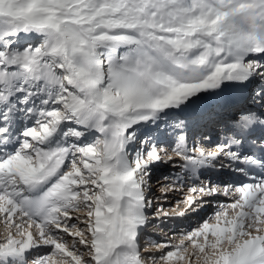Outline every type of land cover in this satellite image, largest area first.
Returning a JSON list of instances; mask_svg holds the SVG:
<instances>
[{"label":"snow or ice","instance_id":"1","mask_svg":"<svg viewBox=\"0 0 264 264\" xmlns=\"http://www.w3.org/2000/svg\"><path fill=\"white\" fill-rule=\"evenodd\" d=\"M0 264H264V0H0Z\"/></svg>","mask_w":264,"mask_h":264},{"label":"bare ground","instance_id":"2","mask_svg":"<svg viewBox=\"0 0 264 264\" xmlns=\"http://www.w3.org/2000/svg\"><path fill=\"white\" fill-rule=\"evenodd\" d=\"M178 224H179V223H177V228H178V229L184 227L183 224H180V225H183V226H181V227H179ZM170 226H171V225H170Z\"/></svg>","mask_w":264,"mask_h":264},{"label":"rangeland","instance_id":"3","mask_svg":"<svg viewBox=\"0 0 264 264\" xmlns=\"http://www.w3.org/2000/svg\"><path fill=\"white\" fill-rule=\"evenodd\" d=\"M178 226L181 227V226H183V225L178 224Z\"/></svg>","mask_w":264,"mask_h":264}]
</instances>
